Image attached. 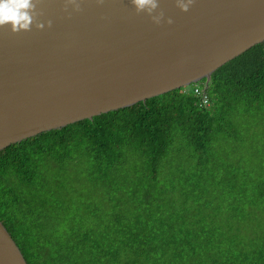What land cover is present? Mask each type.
Wrapping results in <instances>:
<instances>
[{"label":"trees","instance_id":"obj_1","mask_svg":"<svg viewBox=\"0 0 264 264\" xmlns=\"http://www.w3.org/2000/svg\"><path fill=\"white\" fill-rule=\"evenodd\" d=\"M256 122L264 42L208 86L204 78L0 151V219L29 264H264Z\"/></svg>","mask_w":264,"mask_h":264},{"label":"water","instance_id":"obj_2","mask_svg":"<svg viewBox=\"0 0 264 264\" xmlns=\"http://www.w3.org/2000/svg\"><path fill=\"white\" fill-rule=\"evenodd\" d=\"M159 3V25L131 0H80L81 11L40 0L43 29L0 27V151L204 78L208 86L264 42V0H195L188 11ZM0 264H29L1 219Z\"/></svg>","mask_w":264,"mask_h":264},{"label":"clouds","instance_id":"obj_3","mask_svg":"<svg viewBox=\"0 0 264 264\" xmlns=\"http://www.w3.org/2000/svg\"><path fill=\"white\" fill-rule=\"evenodd\" d=\"M195 0H175L176 6L182 11H188ZM40 0H0V27L10 26L11 32L31 31L33 25L37 29H43L45 24L39 17L43 15L37 7ZM103 3V0H98ZM137 14L146 13L150 19L160 24L164 18V11L160 8L159 0H131ZM71 4L75 11H81L80 0H65V11ZM171 24V18L167 19ZM47 25L51 27L52 21L48 20Z\"/></svg>","mask_w":264,"mask_h":264},{"label":"rangeland","instance_id":"obj_4","mask_svg":"<svg viewBox=\"0 0 264 264\" xmlns=\"http://www.w3.org/2000/svg\"><path fill=\"white\" fill-rule=\"evenodd\" d=\"M250 126L254 129H264V125L260 124L259 122L251 123Z\"/></svg>","mask_w":264,"mask_h":264},{"label":"built area","instance_id":"obj_5","mask_svg":"<svg viewBox=\"0 0 264 264\" xmlns=\"http://www.w3.org/2000/svg\"><path fill=\"white\" fill-rule=\"evenodd\" d=\"M196 91L198 92L199 91V89H196ZM203 103H208V99H207V97H206V95H204V98H203Z\"/></svg>","mask_w":264,"mask_h":264}]
</instances>
